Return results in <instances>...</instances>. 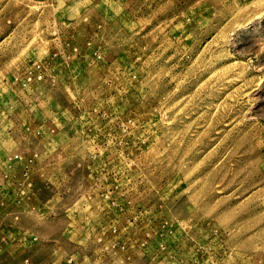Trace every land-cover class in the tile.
Listing matches in <instances>:
<instances>
[{
  "label": "rangeland",
  "instance_id": "rangeland-1",
  "mask_svg": "<svg viewBox=\"0 0 264 264\" xmlns=\"http://www.w3.org/2000/svg\"><path fill=\"white\" fill-rule=\"evenodd\" d=\"M0 264H264V0H0Z\"/></svg>",
  "mask_w": 264,
  "mask_h": 264
}]
</instances>
